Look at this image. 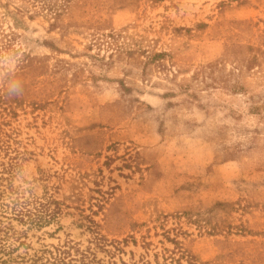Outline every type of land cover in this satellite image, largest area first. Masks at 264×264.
I'll return each instance as SVG.
<instances>
[{
	"label": "rangeland",
	"instance_id": "rangeland-1",
	"mask_svg": "<svg viewBox=\"0 0 264 264\" xmlns=\"http://www.w3.org/2000/svg\"><path fill=\"white\" fill-rule=\"evenodd\" d=\"M0 238V264H264V0H0Z\"/></svg>",
	"mask_w": 264,
	"mask_h": 264
},
{
	"label": "trees",
	"instance_id": "trees-1",
	"mask_svg": "<svg viewBox=\"0 0 264 264\" xmlns=\"http://www.w3.org/2000/svg\"><path fill=\"white\" fill-rule=\"evenodd\" d=\"M19 202V200H14V206ZM39 204V203H38ZM35 204L34 207L32 208L34 210V213H32V209H27L25 212H28V218L31 220V222H36L37 224H44L46 222H48L50 220V218H52L54 216V214L56 213V211H53L51 213H49V219L47 220L46 219V216L43 214V217L41 216L42 214H39L40 212H42L44 209V206L41 205V204ZM39 206V207H37ZM16 211H18V213L22 212L21 210H17L15 209ZM47 210V209H46ZM34 216V217H32ZM37 220V221H36ZM1 240V238H0ZM4 248L1 246L0 247V250H3ZM68 252L67 251H61L57 257L54 258V261L57 262L56 264H71V260L72 259H68L69 261L67 262V257H68ZM84 264V263H83Z\"/></svg>",
	"mask_w": 264,
	"mask_h": 264
},
{
	"label": "crops",
	"instance_id": "crops-1",
	"mask_svg": "<svg viewBox=\"0 0 264 264\" xmlns=\"http://www.w3.org/2000/svg\"><path fill=\"white\" fill-rule=\"evenodd\" d=\"M209 146V145H208ZM214 158H215V154H214V150H213V148H210L209 147V153H208V155H207V161L205 162V166L207 165H209V164H212L213 163V161H214ZM199 162H201L200 160H199ZM223 169L224 170H228V171H226L225 172V174H224V178L229 182H232V179L234 178V175H233V173H232V169H230L229 168V166L228 165H225L224 164V166H223Z\"/></svg>",
	"mask_w": 264,
	"mask_h": 264
}]
</instances>
